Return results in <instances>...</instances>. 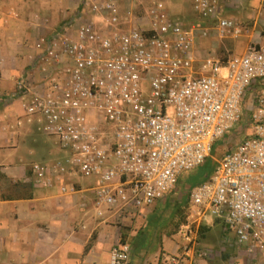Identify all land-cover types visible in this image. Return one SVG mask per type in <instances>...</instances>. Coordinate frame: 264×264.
Wrapping results in <instances>:
<instances>
[{
	"label": "built area",
	"instance_id": "obj_1",
	"mask_svg": "<svg viewBox=\"0 0 264 264\" xmlns=\"http://www.w3.org/2000/svg\"><path fill=\"white\" fill-rule=\"evenodd\" d=\"M133 1L83 0L89 19L72 18L37 46L30 67L46 73L48 86L28 89L18 81L20 94L31 95L23 103L26 117H37L41 130L70 152L69 169L97 177L99 216L102 208L152 206L246 121V135L216 161L206 181L190 189L188 214L175 232L176 252L164 264H197L206 256L197 243L205 216L221 220L236 247L263 251L264 46L250 43L240 55L208 56L195 66L192 28L171 20L162 2H152L126 31L118 28L120 9ZM221 1L193 0V10L215 19L220 37H237L238 25L219 16ZM67 171L59 161L31 167L36 185H50ZM129 258V245L120 242L109 264H129Z\"/></svg>",
	"mask_w": 264,
	"mask_h": 264
},
{
	"label": "crops",
	"instance_id": "obj_2",
	"mask_svg": "<svg viewBox=\"0 0 264 264\" xmlns=\"http://www.w3.org/2000/svg\"><path fill=\"white\" fill-rule=\"evenodd\" d=\"M154 1L163 3L171 20L180 22L185 29L192 28L195 66L215 56L208 51L215 46L224 48L225 54L216 56L223 59L242 54L250 43L264 46V0L219 3V16L240 28L239 38L230 45L232 50L227 49L225 38L217 35L216 20L203 19L193 10V0ZM82 3L83 0H0V264H109L110 251L120 242L130 247L129 264H164L176 252L175 232H157L160 219L152 225V206L126 211L102 208L99 216L93 193L96 183L73 170L53 177L50 185L34 182L31 167L39 163L31 157L38 145L40 123L37 117H26L23 103L30 98V91L22 90L20 94L17 83L25 80L27 88L36 90L48 86L43 79L46 73L30 67L39 55L37 46L72 18L84 15L89 19L90 14L82 13ZM202 31L205 36L200 34ZM214 145L212 154L216 153ZM205 160L212 162V170L202 178L198 174L188 177L191 185L183 186L188 188V195L191 188L208 179L217 161L212 155ZM62 186L66 192L61 193ZM166 200L155 203L161 206ZM201 226L205 231L198 234L197 243L206 256L197 259V264H210L218 256L222 263L231 264L235 255H245V250L236 248L233 234L221 220L205 216ZM253 253L259 257L251 263L264 264V250Z\"/></svg>",
	"mask_w": 264,
	"mask_h": 264
},
{
	"label": "rangeland",
	"instance_id": "obj_3",
	"mask_svg": "<svg viewBox=\"0 0 264 264\" xmlns=\"http://www.w3.org/2000/svg\"><path fill=\"white\" fill-rule=\"evenodd\" d=\"M151 2L152 0H147V1L135 0L122 7L119 13L118 28L122 31H126L129 27L134 25V23L141 16H143L145 10L151 4ZM128 12L130 14H128ZM222 38H225L223 42H226V45H229L227 46V49L232 50L231 48L232 46L230 45H232L231 44L233 43L232 41L237 40L239 36L237 37L227 36ZM38 50L39 49H37V51ZM208 51L209 54L213 53L212 55L215 56H222L225 54L224 48H217V46L213 47V49L211 48V50L209 49ZM10 66L12 67V65ZM244 105L245 102H243V106ZM38 127L39 129L37 130L38 132L36 134L37 135L36 141L38 142V145L36 144L37 147L36 150L33 152L34 154L32 155L31 160H34V162L39 164H50L52 162L55 163L59 161L63 163L67 167V169H69L70 167L69 159L71 157L70 152L60 148L58 141L54 136H49L45 134L41 130L40 125ZM246 129H247V122L246 121L239 122L238 125L233 130L229 131L226 135H224L221 139H219V141L214 145V149L216 153L213 152L214 154H212L211 151L210 155H212L214 159L218 160L223 155V153H225L227 150L232 148L246 135ZM28 140L29 141L32 140V137L29 136ZM46 149H49L52 153H50L49 150H47L46 153ZM208 164L211 165L212 162L210 160H205V163L203 165L198 166L192 170L184 171L179 176L180 177L179 181H177L176 185L173 188V191H171L167 195V197L160 199V200L167 199L166 200L167 202L161 206H159L157 203L152 205L150 210L151 211L153 210L155 212V215L150 217L151 219L150 221H152V225L154 224L153 222L155 219H160L159 220L160 224L157 227V232L159 233L176 232L177 226L179 225L180 222L185 220L189 209V203L187 200L188 188L183 187L184 183L191 185V181L189 180L188 177L195 174L197 175L200 171L205 170ZM86 179H89L91 180V182L93 181V183L97 184V177L95 176H88L86 177ZM150 213L151 212H149V214ZM236 248L245 250V255H240L239 257H236L235 255V258L233 260H230L232 262L231 264H237V263L240 264L241 261L242 264H252L255 261V258L259 257L258 253H250L243 247H236ZM249 254L251 255L248 256ZM250 259L252 261H250ZM211 263L228 264L226 261L222 263L219 260V256L211 260Z\"/></svg>",
	"mask_w": 264,
	"mask_h": 264
},
{
	"label": "trees",
	"instance_id": "obj_4",
	"mask_svg": "<svg viewBox=\"0 0 264 264\" xmlns=\"http://www.w3.org/2000/svg\"><path fill=\"white\" fill-rule=\"evenodd\" d=\"M212 167H213V164H211V165H207V168L205 169V170H202V171H200L199 173H198V176H200L201 178H202V176L203 175H208L210 172H211V170H212ZM199 177V178H200ZM194 183V182H193ZM183 222V221H182ZM205 231V227L204 226H201L200 225V227H199V230H198V234L201 236L202 235V233ZM225 258V257H224ZM222 260H227V259H222ZM210 264H213V263H211L210 262Z\"/></svg>",
	"mask_w": 264,
	"mask_h": 264
}]
</instances>
